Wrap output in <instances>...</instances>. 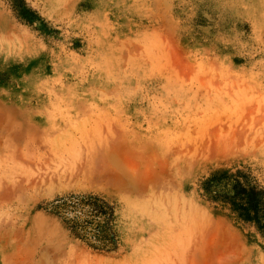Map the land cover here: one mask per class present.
Here are the masks:
<instances>
[{"label":"rangeland","instance_id":"rangeland-1","mask_svg":"<svg viewBox=\"0 0 264 264\" xmlns=\"http://www.w3.org/2000/svg\"><path fill=\"white\" fill-rule=\"evenodd\" d=\"M235 171L264 188V0H0V264H264L203 189ZM69 193L113 250L45 211Z\"/></svg>","mask_w":264,"mask_h":264},{"label":"trees","instance_id":"trees-1","mask_svg":"<svg viewBox=\"0 0 264 264\" xmlns=\"http://www.w3.org/2000/svg\"><path fill=\"white\" fill-rule=\"evenodd\" d=\"M21 6V5H17ZM212 201H221L234 216L252 225L264 236V188L247 174L219 172L203 182ZM45 211L55 216L74 238L95 250L111 251L117 238L113 228L114 208L94 193H69L45 204Z\"/></svg>","mask_w":264,"mask_h":264}]
</instances>
